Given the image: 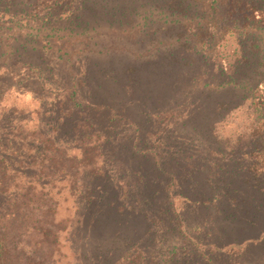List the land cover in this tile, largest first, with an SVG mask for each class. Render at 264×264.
Returning a JSON list of instances; mask_svg holds the SVG:
<instances>
[{"label":"rangeland","instance_id":"1","mask_svg":"<svg viewBox=\"0 0 264 264\" xmlns=\"http://www.w3.org/2000/svg\"><path fill=\"white\" fill-rule=\"evenodd\" d=\"M249 1L264 12V0ZM133 2L126 9L117 0H0V136L11 134L17 137V141L12 140L10 145L15 146L20 157L13 155L15 160L12 164L23 168L28 163L31 165L27 170L28 178L25 176L22 180L39 182L47 176L53 182H60L57 175H45L40 171L43 167L42 150L36 147L45 139L39 135L40 132L63 144L70 156L80 155L81 144H97L101 140L104 158L90 168L103 166L113 175H108L113 181L106 184L107 191L104 187L97 190L93 200L111 204L113 209L120 203L130 202L126 197L141 186L138 181L142 176L122 178L118 166H122V160L126 161L133 149L135 124L127 120L128 116L122 115L124 108H132L131 100H138L136 105L145 112L136 116L127 111L142 128L146 125L147 116L162 110L183 106L181 116H187V112L193 110L190 116L195 117L183 130L186 134L190 132L189 137L195 138L196 144L190 146L181 140L174 142L171 139L167 146H172V152L180 148L197 149L199 143L207 148L204 135H209L213 127L218 140L212 149L225 146L228 152H232L241 146L244 152L252 150L250 140L254 134L259 135L257 131L264 123V112L252 113L253 93L247 91L249 78L255 84L261 80L260 84L264 83V31L259 29L258 19L234 15L228 21V31L223 33L224 38L218 43L219 32L207 27L205 22L207 6L198 0ZM187 7L189 11L185 15ZM227 10L228 5L223 3L221 11L224 16H227ZM121 48L129 52L121 54ZM135 55H146L150 61L144 69V76L140 72L133 73L135 78L125 72L118 75L125 68L136 67L138 60L133 58ZM174 58H184L189 67L179 69L171 65ZM220 62L246 72L227 84L229 79L219 76ZM102 70H106L107 76L117 83L108 78L106 83L98 86L103 79ZM153 72L160 77H153ZM249 72L252 75L249 76ZM206 82L208 87L204 86ZM236 85L242 91L239 97L221 90L222 87ZM179 90L181 93L177 95ZM74 92L77 95H73ZM263 93L264 87H261L257 95ZM204 116L207 118L202 121ZM194 120L201 122L200 128L196 129ZM257 120H261L259 125L255 123ZM177 130L184 136L181 129ZM141 140L156 143L155 137L149 141ZM259 140L256 148L260 153L257 151L253 156H245L243 163H246V158L253 163L251 158L255 157L264 169V135ZM139 146L144 148L140 143ZM207 155L205 153L204 157ZM221 155L214 157L221 159ZM145 158L148 159V168L154 165L152 158L147 155ZM212 162L220 178L229 163L226 160ZM68 183V179L62 181V184ZM83 185L79 183V191L83 192ZM160 189L161 186L154 184L144 194L147 201L139 193L129 206L133 204L157 217L161 212V196L156 192ZM89 191L93 192V188L90 187ZM193 192L189 188L188 194L198 200ZM58 198V219H65L67 224L77 220L72 204L76 197L71 198L69 192H63ZM160 218L153 219L155 226L144 222L143 216H138L136 221L139 236L151 245L147 247L150 249L148 252L155 258L158 251H164L168 244L164 240H169L168 225L164 220L156 221ZM124 228L129 227L122 226ZM67 237L68 234L63 233L60 239L63 249L57 263L80 264L72 250L69 251ZM23 246H27L26 242L19 246L18 251ZM26 248L29 252L30 246ZM248 254L249 263L261 264L259 257L264 256V244L252 248Z\"/></svg>","mask_w":264,"mask_h":264},{"label":"trees","instance_id":"2","mask_svg":"<svg viewBox=\"0 0 264 264\" xmlns=\"http://www.w3.org/2000/svg\"><path fill=\"white\" fill-rule=\"evenodd\" d=\"M117 1L126 9L134 3V0ZM198 1L207 6L205 22L207 27L219 32L218 43L224 38L223 33L228 31V21L236 14L241 18L258 19L257 22L261 24L259 29L264 31V12L249 0ZM242 2L244 3L239 4ZM223 3L228 5L227 16L221 11ZM188 7L184 10L185 15L189 11ZM124 31L122 28V32ZM200 35H203V32ZM215 38L217 40V36ZM119 51L121 54L129 52L125 48ZM260 57L263 58L262 55ZM133 58L138 60L136 67L125 68L124 71H119L118 75L125 72L135 78L133 73L140 72L144 76V69L150 63L147 56L135 55ZM170 63L180 67L179 69L189 67L184 58H174ZM249 63L253 65V62ZM259 65L262 68L261 62ZM220 66L219 76L228 78L227 84L246 72L237 71L234 65L228 66L226 62H220ZM105 71L102 70L103 79L98 86L106 83L108 78L114 84L117 83L107 76ZM237 73L238 75H235ZM151 75L160 77L155 72ZM248 75H252V72ZM260 82L255 84L252 78L247 80V91L253 93L251 99L254 115L264 112V93L257 95L261 87H264V83ZM249 84L251 86H248ZM208 85V82L204 83L205 87ZM221 90L235 94L236 97L242 93L239 85L222 87ZM180 93L181 90L177 95ZM72 94L77 95L76 92ZM187 95L189 97L190 92ZM151 96L153 97V94ZM138 102L131 100L129 103L132 108L123 109L122 115L128 116L127 120L135 124V137L131 155L127 156L126 161L122 160L118 171L122 178L131 175L142 176V180L138 181L141 186L126 197L130 202L139 196V193L147 201L144 194L149 188L154 184L161 186L156 192H160L157 195L161 196V212L157 215L161 218L156 221L164 220L168 225L169 240H164L168 243L164 251H158L156 259L148 252L150 249L147 247L151 245L138 234V216H143L144 222L155 226L153 219L157 217L153 216V212H145L133 204L129 206L130 202L127 201L113 209L111 204L93 200L97 190L104 187L107 191L106 184L113 181L108 177L112 174L103 166L90 168L104 158L101 140H98L97 144H81L80 155L70 156L63 144L40 132L39 135L45 137L40 141L41 145L36 147L37 150H42L43 167L40 171L45 175H57L60 182L56 179V182H53L47 176H43V180L39 182H26L22 177L28 178L27 170L31 165L28 163L26 168H23L12 164L15 160L13 155L20 157L15 146L10 145L12 140L17 141V137L5 134L0 136V264H58V257L62 255L63 249V246H60L63 233L68 234L69 251L72 250L80 264H251L248 261V253L252 248L264 244V169L259 165L260 160L255 157L251 158L253 163L248 162L247 158L245 164L243 161L245 156H253L258 151L256 145L264 135V123L259 131L256 130L259 135L254 134L250 140L252 150L249 152H244L241 146L232 152H228L225 146L212 149L218 140L214 127L209 132L211 137L204 135V145L206 144L207 148L204 149L203 144L199 143L196 145L197 149L180 148L172 152V146H167L171 139L174 142L181 140L190 146L196 144L195 138L189 137L190 132L186 134L183 130L191 118L195 117L190 116L193 110L190 109L187 116H181L183 106L162 110L153 116H147L144 121L146 125L142 128L127 113L129 111L136 116H142L145 112L136 105ZM206 118L207 116H204L202 121ZM165 120L168 121L167 124L164 123ZM194 122L196 129L200 128L201 122ZM255 123L259 125L261 120ZM177 128L181 129L184 136L179 134ZM153 137L156 143L141 142V139L149 141ZM139 143L144 148H141ZM8 149L11 150L10 153ZM205 153L208 154L206 158ZM257 153L259 154L260 150ZM220 154H223L221 159L214 157ZM146 155L154 160V165L150 168L147 167ZM213 160H226L229 163L220 178ZM219 171L222 172V168H219ZM64 179L70 180V183L62 184ZM81 182L84 184L83 192L79 191ZM187 185L194 190L198 200L188 194ZM90 187L93 192L89 191ZM63 192H69L71 198L76 197L72 204L77 220L71 221L70 224H67L65 219L59 220L57 216L60 203L58 197ZM116 196H113V199ZM122 226L129 228L122 229ZM24 242L27 246L18 251ZM29 246L30 251L27 252L26 247ZM153 259L155 260L152 263ZM259 259L260 263L264 264V256Z\"/></svg>","mask_w":264,"mask_h":264}]
</instances>
